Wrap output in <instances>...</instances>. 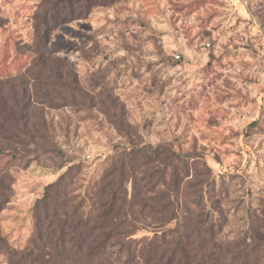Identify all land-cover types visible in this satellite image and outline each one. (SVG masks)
Segmentation results:
<instances>
[{
    "label": "rangeland",
    "instance_id": "rangeland-1",
    "mask_svg": "<svg viewBox=\"0 0 264 264\" xmlns=\"http://www.w3.org/2000/svg\"><path fill=\"white\" fill-rule=\"evenodd\" d=\"M46 1L0 0V102L9 110L0 125V264L27 251L31 260L19 264H77L31 247L33 207L66 173L69 195L83 200L114 147L130 145L185 156V187L210 182L204 207L224 251L249 228L264 241V0H99L36 55L33 22ZM174 225L139 227L133 238L144 243Z\"/></svg>",
    "mask_w": 264,
    "mask_h": 264
},
{
    "label": "trees",
    "instance_id": "trees-1",
    "mask_svg": "<svg viewBox=\"0 0 264 264\" xmlns=\"http://www.w3.org/2000/svg\"><path fill=\"white\" fill-rule=\"evenodd\" d=\"M81 1L44 3L46 7L33 22L32 48L36 55L44 54L59 25L85 17L99 0H90L86 13L78 14ZM7 109L1 101L0 114ZM8 117L5 111L0 125ZM169 168L171 175L167 178ZM188 176L185 156L172 149L148 144L114 147L105 174L89 187L83 200L76 202L69 195L68 173L47 186L32 210L35 227L31 247L77 264L91 259L105 264H258L264 251L261 234L249 228L233 246V253L224 251L216 240L220 228L204 207L203 189L211 184L197 180L185 187ZM190 186L196 191L192 198L186 192ZM171 222L175 223L172 228L154 231L153 238L144 243L145 236L133 238L139 227L155 229ZM259 224L256 227L260 229ZM212 246L218 251L216 259L210 257ZM31 255L33 251H27L11 259V264L20 260L29 263Z\"/></svg>",
    "mask_w": 264,
    "mask_h": 264
}]
</instances>
